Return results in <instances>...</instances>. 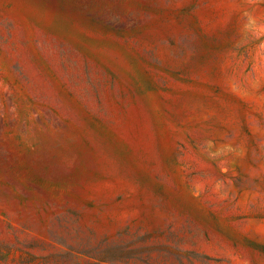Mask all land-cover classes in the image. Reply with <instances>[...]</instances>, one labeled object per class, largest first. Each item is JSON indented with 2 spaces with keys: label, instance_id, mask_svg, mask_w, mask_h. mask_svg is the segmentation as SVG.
<instances>
[{
  "label": "rangeland",
  "instance_id": "obj_1",
  "mask_svg": "<svg viewBox=\"0 0 264 264\" xmlns=\"http://www.w3.org/2000/svg\"><path fill=\"white\" fill-rule=\"evenodd\" d=\"M0 264H264V0H0Z\"/></svg>",
  "mask_w": 264,
  "mask_h": 264
}]
</instances>
